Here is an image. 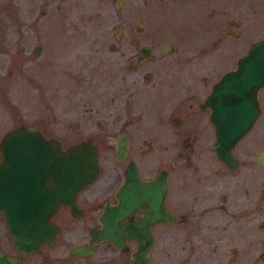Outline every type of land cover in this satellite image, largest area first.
<instances>
[{
	"label": "rangeland",
	"instance_id": "obj_1",
	"mask_svg": "<svg viewBox=\"0 0 264 264\" xmlns=\"http://www.w3.org/2000/svg\"><path fill=\"white\" fill-rule=\"evenodd\" d=\"M263 34L264 0H121L120 6L117 0H52L49 4L0 0V137L19 124L57 138L62 147L90 137L100 147L102 171L94 183L100 184L110 177L111 168L117 172L116 179L120 176L122 164L115 162L108 139L125 132L128 155L149 168L142 173L147 176L171 159L170 153L154 150L170 141L171 133L158 123L165 97L160 93V80L175 86L178 101L192 80L206 74L211 84L233 68L248 44ZM160 44L168 49L161 51ZM35 45L40 46L38 53L33 52ZM139 45L151 48L150 57L126 70ZM122 74L126 77L119 81ZM252 128L242 141V145L248 143L247 159H253L255 151L264 146V106ZM203 133L211 140V127ZM256 134L263 138L252 143ZM148 143L151 147L147 149L144 144ZM200 153L199 162L212 168L210 151ZM181 175L179 170H170L171 183L187 205L191 179ZM240 176L244 172L237 173ZM263 183L259 168L260 197L264 196ZM244 187L239 186L240 197ZM263 213L264 201L259 220ZM190 222L180 226L177 256L167 229L149 264H192V258L209 255V242L192 236L194 232L187 227ZM263 237L260 227L257 241ZM252 239L248 241L253 249L240 245L237 257L261 255L263 243L253 246ZM226 242L227 248L234 244L229 239ZM219 253L221 258L231 255L226 248ZM99 260L98 254L84 260L67 256L65 264ZM257 264H264V257Z\"/></svg>",
	"mask_w": 264,
	"mask_h": 264
},
{
	"label": "flooded vegetation",
	"instance_id": "obj_2",
	"mask_svg": "<svg viewBox=\"0 0 264 264\" xmlns=\"http://www.w3.org/2000/svg\"><path fill=\"white\" fill-rule=\"evenodd\" d=\"M120 2L121 0H117V5ZM36 46L39 45L33 47L34 53ZM138 47L134 62L128 63L125 68L126 70L137 68L143 60L150 57L152 52L150 47L146 46L149 49L148 56H143L138 51ZM159 49L165 51L168 49V46L166 44H160ZM125 77L124 74L119 75V81H123ZM208 83L206 74L199 76V80L197 81L192 80L185 87L186 90L183 92L184 96L177 101L175 100V86L169 84L165 79L160 80V93L164 94L165 97L160 109L162 115H160L158 123L165 125L171 133L170 141L161 142L154 150L158 153H170L168 156H171V159L167 162V165H162L151 171V174L144 176L142 173L148 171L149 168L140 166L133 157L128 155L129 135L121 132L111 139H108V143L113 148L115 162L122 164L120 171H118L120 174L119 178H117L118 180L114 177L117 172L111 168V175L107 178L106 182L94 184L100 177L102 169L99 165L100 147L93 142L97 147V162L100 166L99 174L91 184L86 185L75 193L72 201L73 210L67 204H58L55 212L50 217V222L55 229L51 242H42L38 246L37 251L23 254L15 247L11 236L8 234L4 214L0 210V257L10 260L12 262L11 264H65L67 256L72 259L84 260L98 254L100 260L93 261L92 263L126 264L132 250L136 246L134 238H124L122 240V249L106 240L90 242L89 233L92 229L101 227L98 218L102 215L104 207H107L109 210H114L119 207V199L116 194L122 184L125 183L124 172L127 171L130 163H133L140 182L154 181L156 174L163 171L166 183L161 205H156L155 207L152 201L155 197L153 194H158L159 192L157 187L153 186L155 189L151 188L147 191L145 187L127 184L124 188L128 211L124 217V222L132 223L138 218H145L147 210L155 214H158L162 210L168 212L166 223L161 220H154L148 224L147 229L151 236V245L147 256V264L150 262L151 253L161 242L162 234L167 229L171 230L174 257L177 256L179 249V231H183V228H180V226H185L189 220L192 222L187 227H190L194 232L192 236H196L204 244L209 242L210 246L209 249L207 247V254L209 253V255H200L192 258V264H216L218 262L220 264H257L260 262L264 257V237L260 238L258 242L257 236L260 227L264 229V213L261 220H259L258 213L260 204L264 201V196L260 197L259 195L258 181L259 168L263 173L264 168L258 163L257 155L264 150V146L255 151L253 159H247L250 153L246 149L248 143L242 145V141L252 131L253 125L262 114L264 87L257 92L259 114L256 121L249 131L230 150L232 158L236 160L235 166L231 167L218 160L212 150L214 131L208 120L209 109L203 106L204 100L213 85V83ZM207 127H211L212 129L211 140L206 139L203 133ZM120 135L125 136L126 145L122 159L117 161L115 159L116 142ZM259 136L263 138V135ZM259 136L256 134L252 143L257 142ZM207 142H209V145ZM144 145L147 149L151 147L149 143ZM60 146L62 148L61 144ZM206 151H210L213 156L214 165L212 164V168L210 164H201L199 159H197L201 155L200 152ZM158 155V157H161L160 154ZM165 155L168 157L167 154ZM172 169L181 171L182 178L188 175L191 179L190 185L188 186L190 196L187 205L183 204L182 199L179 198L178 191L171 183L170 170ZM183 169H187L186 172H182ZM240 171L241 173L244 172V176L237 177V173ZM227 183L229 184V193L226 191ZM248 183H250V187H248ZM244 184L243 195L240 197L237 192L239 186ZM148 192L152 196L148 197ZM261 193L264 195V185L261 186ZM131 194H134V197L135 195L138 197V200L133 202V204L130 203ZM161 214L163 215V212ZM251 237L255 241L253 242V246L263 243L260 252L261 255L256 253L251 257H239V255L237 257L236 253L238 254L237 250L240 248V245L241 248H247L248 245H252L248 241ZM227 239L234 242L229 248H227V242L224 243ZM238 240L243 243L236 244L235 242ZM251 245L250 247L253 249ZM85 247L90 249L88 254L74 255L70 253V248L83 249ZM220 248H226L231 255L221 258V254L219 253ZM205 257H209L208 260L212 263L207 261ZM0 264L8 263L0 260Z\"/></svg>",
	"mask_w": 264,
	"mask_h": 264
},
{
	"label": "water",
	"instance_id": "obj_3",
	"mask_svg": "<svg viewBox=\"0 0 264 264\" xmlns=\"http://www.w3.org/2000/svg\"><path fill=\"white\" fill-rule=\"evenodd\" d=\"M42 1L48 4L52 0ZM38 51L36 46L35 53ZM138 51L143 56L149 55L146 46H139ZM263 87L264 34L249 43L245 53L236 59L235 67L223 72L213 83L203 103L209 109L208 120L214 131L212 150L227 166H235L230 150L258 117L257 92ZM125 145V136L120 135L116 142L117 161L122 159ZM0 154V210L15 247L28 254L37 251L42 242H51L55 229L50 217L58 204H67L73 210L75 193L97 178L100 170L97 147L86 137L61 148L55 137H45L35 127L19 124L1 136ZM257 161L264 168V150L258 153ZM124 180L116 194L119 207L114 210L104 207L98 218L101 227L90 231V242L106 240L123 249L122 240L134 238L136 246L126 264H147L151 245L148 224L154 220L166 223L168 212L162 210V215L147 210L145 218L124 222L128 213L124 188L127 184L145 187L147 191L157 187L159 192L153 194L152 202L154 207L160 206L166 187L164 172H158L154 181L140 182L134 164L130 163ZM133 195L131 204L138 200ZM147 196L152 194L148 192ZM89 250L70 248V253L85 255ZM0 260L12 263L5 258Z\"/></svg>",
	"mask_w": 264,
	"mask_h": 264
}]
</instances>
